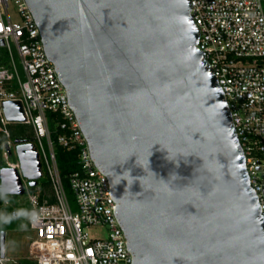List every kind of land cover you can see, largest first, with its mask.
I'll use <instances>...</instances> for the list:
<instances>
[{"label":"water","instance_id":"1","mask_svg":"<svg viewBox=\"0 0 264 264\" xmlns=\"http://www.w3.org/2000/svg\"><path fill=\"white\" fill-rule=\"evenodd\" d=\"M26 2L110 181L132 264H264L263 212L191 0ZM3 109L25 120L20 101ZM16 142L35 187L39 153ZM7 181L25 192L17 169L2 170Z\"/></svg>","mask_w":264,"mask_h":264},{"label":"built area","instance_id":"2","mask_svg":"<svg viewBox=\"0 0 264 264\" xmlns=\"http://www.w3.org/2000/svg\"><path fill=\"white\" fill-rule=\"evenodd\" d=\"M19 18L7 12L10 3ZM191 15L202 50L221 86L251 185L264 216V0H191ZM4 101H20L24 121L8 120ZM47 112L58 114L63 131L54 140ZM30 127L50 192L29 193L30 209L40 222L29 224L35 235L28 258L35 264H132L133 254L117 217V202L107 175L91 156L88 140L69 102L68 91L45 51L38 21L26 0H0V184L2 170L17 169L25 182L12 141V125ZM79 147V168L70 175L74 211L57 163L55 143ZM15 154L17 159H12ZM37 187V186H35ZM24 192V193H25ZM10 206L7 200L0 209ZM105 226L106 237H90L89 226ZM19 264L0 256V264Z\"/></svg>","mask_w":264,"mask_h":264},{"label":"rangeland","instance_id":"3","mask_svg":"<svg viewBox=\"0 0 264 264\" xmlns=\"http://www.w3.org/2000/svg\"><path fill=\"white\" fill-rule=\"evenodd\" d=\"M7 12L10 15L12 20H17L19 18L18 15V8L17 5L14 3H10L9 7L7 8ZM16 127L12 125V128ZM20 131L19 133H31L30 127L27 125H18L17 126ZM55 140V139H54ZM12 159H17L16 155H12ZM25 182L29 184V180L25 179ZM36 190H41L44 192L50 191V180L46 173L43 174V176L39 179L37 187H28L25 193L21 195H13L11 196L8 201L10 202V206L4 207L3 211L6 212H12L15 209L18 208H26L30 209L31 204L28 200L29 193L34 192ZM67 190V189H66ZM68 198L71 202L72 208L74 211L78 210V206L76 203V197L72 189L70 188V185L67 190ZM3 200H0V203H2ZM1 211V210H0ZM19 222H13L10 225L4 226L3 228H0V232L2 230L6 231V245L8 246V251L5 254L6 257L9 258H25L27 259L29 256V243L34 237L35 233L30 228L29 224L23 229L20 230L18 228ZM87 233L90 237H106L108 233V228L105 226H89L86 228ZM8 264H12L9 262Z\"/></svg>","mask_w":264,"mask_h":264},{"label":"trees","instance_id":"4","mask_svg":"<svg viewBox=\"0 0 264 264\" xmlns=\"http://www.w3.org/2000/svg\"><path fill=\"white\" fill-rule=\"evenodd\" d=\"M47 115H48V125L51 132V136L53 139L56 140L57 136L63 132L60 129L58 123L60 116L58 114H53L51 112H47ZM18 125L21 124H16L14 125L16 127L12 128V141L16 142L17 140H20L27 143L31 142L32 141L31 133H19L20 129L17 127ZM55 152H56L57 163L63 180V184L65 188L68 190V187L70 185V175L79 168V160H78L79 147L73 146L71 148H67L56 142ZM20 264H35V262L27 258V259H21Z\"/></svg>","mask_w":264,"mask_h":264},{"label":"clouds","instance_id":"5","mask_svg":"<svg viewBox=\"0 0 264 264\" xmlns=\"http://www.w3.org/2000/svg\"><path fill=\"white\" fill-rule=\"evenodd\" d=\"M17 193V188L10 181L0 184V200L7 201ZM40 214L35 209L18 208L12 212L0 211V228L19 222L18 228L23 230L27 224L35 226L40 222ZM8 246L3 242L2 232H0V256L6 254Z\"/></svg>","mask_w":264,"mask_h":264},{"label":"crops","instance_id":"6","mask_svg":"<svg viewBox=\"0 0 264 264\" xmlns=\"http://www.w3.org/2000/svg\"><path fill=\"white\" fill-rule=\"evenodd\" d=\"M18 260V263H21V259H25V258H16ZM29 259V258H28Z\"/></svg>","mask_w":264,"mask_h":264}]
</instances>
